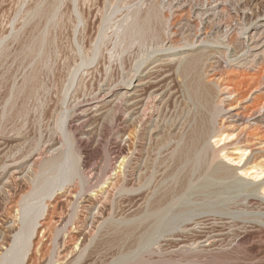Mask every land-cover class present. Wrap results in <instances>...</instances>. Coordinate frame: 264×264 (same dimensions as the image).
Masks as SVG:
<instances>
[{"label":"rangeland","instance_id":"rangeland-1","mask_svg":"<svg viewBox=\"0 0 264 264\" xmlns=\"http://www.w3.org/2000/svg\"><path fill=\"white\" fill-rule=\"evenodd\" d=\"M140 31L144 35L138 40L133 35ZM198 54L206 59L201 60V83L214 92L215 132L205 141L208 158L235 169L233 179L238 175L252 181L236 174L239 165L224 159L220 150L236 160L243 153L242 162L263 169L261 178L253 180L260 183L264 180V0H0V259L17 253L13 243L20 242L15 234L22 207L34 213L37 200L44 197L49 205L38 218L31 249L21 264L47 263L74 226L82 229L76 234L81 250L72 246L73 255L54 264H264V194L261 202L243 201L246 190L201 198L194 193L199 177L184 197L189 209L196 206V215L187 214L184 222L181 217L172 219L165 226L168 230L147 244L138 216L167 182L161 160L166 151L144 152L142 167L146 166L143 172L148 178L139 192L146 201L122 188L125 171L117 165L126 150L120 152L119 144L134 127L123 131L120 111L119 122H112L110 106L126 90L132 93L138 78L141 86L163 79L169 88L175 86L181 79L173 77L169 63ZM141 59L146 62L135 70ZM129 69L135 74L126 85ZM66 161L79 164L75 181L62 191L56 188L58 193L54 190L50 199L43 196L50 183L67 173ZM78 251L82 258L75 261Z\"/></svg>","mask_w":264,"mask_h":264},{"label":"bare ground","instance_id":"bare-ground-1","mask_svg":"<svg viewBox=\"0 0 264 264\" xmlns=\"http://www.w3.org/2000/svg\"><path fill=\"white\" fill-rule=\"evenodd\" d=\"M88 6H89V4H88ZM149 10H148V12H149ZM145 12H146V10L144 11V14H145ZM134 15H136V14H134ZM145 17H146V15H145ZM154 17H155V15L153 14V18ZM149 18L147 17V19H149ZM143 19H144V17H143ZM143 19H141V20H143ZM149 21H151V20H149ZM126 25H125V27L128 26V25L127 26ZM135 25H136V23H135ZM134 27H135L134 24H132L129 27V31L130 32L133 31ZM154 28L155 27H153V30H155ZM135 32H134L135 36L133 34H130L128 36L131 37L133 35L134 38L140 40L143 37V35H144V34L142 35L141 31H140V33L139 32L135 33ZM144 41H145V39H144ZM146 45L147 44H145V46ZM202 57L203 56H201V54L200 55L199 54L198 55H194V56L191 55V57H188V58L186 57V59H183L184 57L182 59L179 58L177 61H175L173 63V65L171 63H169V66H170L169 67V71H171V74L173 75V77L174 76L175 77H180V79H181L178 84H176L175 86L170 87V88L163 81L164 79L162 81H158V82H155L153 84H148V85L145 84V86L144 85L141 86L142 85L141 84L142 83V79L138 78L136 80L137 81V85H136L135 89L133 90V92L129 93L130 91L126 90L123 94H121V97L118 98V101L116 100L117 101L116 103H114L113 105L111 104L112 106H110V108L108 110V113L110 112L109 115L111 114V116H109V117L111 118L112 122L115 121V120L118 121L117 118H119V117L117 116V114H119L118 113L119 111L123 114L122 117H121V124H123V127H124V129L122 127L123 131H126L128 129V127L130 128L131 125H133V127H134L133 128L134 129L133 132L132 131L127 132V139L126 140L124 139L123 145L121 146L119 144L120 152H122V151L124 152L125 150H126V152H124L123 156L119 160L117 168L120 165V167H122L124 169V171H125V174L123 173L125 177H124V181H123L124 184L122 185V188L124 187L123 189L126 190L127 192H137L136 196H138V198H136V199H138V200L145 199L144 196L143 197L141 196L143 194H141V192H139L140 189L143 186H145V182H146V180L148 178V177L145 178V173L143 172V168L146 167V166L142 167V165H144V163L142 162V158H143L144 152L146 151V152L149 153L151 151H154L155 149H156L155 151L157 153H163V151H166V154H163L161 160H162L163 163H165V173H164L165 175H163V176H164V179L167 180V182L164 184L163 187L160 188L161 191L159 189L157 190V193H155L154 192L155 189L152 188L154 190L152 192L151 191L150 192L153 195L155 193V195L152 196L151 199H149L147 201L145 199L147 205H146V207L143 210H141L139 212V216H138V219H139V223L138 224L141 225L143 230L145 231V233L142 232L143 233L142 234L143 237L142 236L141 237H142V240L145 243H147V244L150 241L151 242L155 241L159 236H162L163 235L162 234L163 231H165V229H166L165 226H169L168 224L172 223V219H174L176 217H181L182 220L179 219L180 222H181V221H183L184 217L187 214H193V213L195 214V213H197V209L195 208L196 206L192 207L191 209H189L188 206H191V205H189L187 203L188 201H186V199L184 197H186V194H187L186 192L188 191V188L191 185V183L193 182V180H196L199 177H202V178L199 181V183L195 186L196 192H194V193L200 194L198 197H201V198L212 196V195H216L218 193H223V192H233L235 190H238V191L246 190L247 194H246L245 198H243V201L247 202L246 200H248V198H249V200L251 199V200H253V202L254 201H256V202L260 201L261 202V197L260 196H261V194H264V180L262 182H260V183L253 182V180L254 181H258L261 178L263 169H259L258 170V169L253 168L252 166H249L247 164V162H242L243 153H241L237 157V160H236V158H233V157L225 154L222 151V149L220 150L221 156L224 159L232 162V164L233 163L236 164L237 167L239 165V167L237 168L238 171L236 170V174H237V172H239L240 176L242 175L243 177H249L250 179H253L252 181H249V180H245L244 181L242 179H239V178H237L238 175L237 176L235 175L236 178L233 179V174H235L234 173L235 169L233 170V168L230 169V167L229 168L225 167L227 165L223 166L222 165L223 161H222V163H218V162H221V161L217 162V160H216V162L213 163L214 160L210 161L209 158H208L207 150H206V146H205V141H206L207 138L211 137L210 136L211 133L215 132V131L213 132V130L211 128L212 127L211 126V119H213L212 118V114L214 113V110L212 111V109H211V101H212L214 92L209 87L203 86L202 83H201V69L203 67V64L201 62L205 59V58H202ZM145 62H146V59L138 60L136 62V65H135V70L139 66L143 65ZM134 74H133L132 69H129L127 71V74H126L127 80L125 82L126 85H129V83L131 82L132 78L134 77L133 76ZM167 87H168V89L166 90L167 93H165L166 91H164V90ZM163 91H164V94L162 93ZM74 97H75V95H74ZM106 97H107V95L104 94L103 97H102L103 100ZM163 101H164V103H163ZM168 102L171 103V104L168 105ZM130 129H132V128H130ZM173 129H174V132H172ZM175 129H177L176 132H175ZM222 139L223 138L220 137L218 139H213V140H214V142H215V140H217L216 142H218V141H220ZM206 145H207V143H206ZM157 153H155V154H157ZM120 154H122V153H120ZM150 154H152V153H150ZM109 158H111V157H109ZM109 158H108V161H109ZM149 159H151V158H149ZM66 163H67V161H66ZM106 164H108V163H106ZM66 165L67 166H65V168L68 170V171L66 170L67 173L63 175L62 172L65 173L66 171L65 172L64 171H62V172L60 171V173L63 175V177H62V175H60V173L58 172L59 175L62 177V179L59 176V179H61L60 181L57 182L58 179L55 182L52 181L53 185H51V183L49 184V187L50 186L51 187L45 192V194H43V196H46V197L48 196L49 199H50V198H52V195L55 194L54 190L56 188H57L56 190L59 191V190L63 189L68 182L75 181V175L78 174V170H79L78 169V165L79 164L78 163H75V164L74 163H72V164L71 163L70 164L67 163ZM108 165L111 166V164H108ZM84 170H85V168H84ZM117 172H119V171H117ZM80 173H82V172H80ZM116 175H117V173H116ZM57 178H58V175H57ZM151 178L152 177H149V179H151ZM55 179H56V177H55ZM114 179H115V177H114ZM46 186H48V185H46ZM75 187H76V185H75ZM104 188H105V186H104ZM31 192L32 191H30V193ZM68 193H70V192H68ZM27 194H29V193H27ZM27 194H26V196H27ZM32 195H34V194H32ZM67 195L69 196V194H67ZM250 196H251V198H250ZM36 197H38V196H36ZM43 198H41L40 200H37L38 201V206H37L38 207L37 208L38 211H36L34 213L28 214V210H26V208L22 207V209H21V212H22L21 213V215H22L21 218L22 219L20 218L21 219V223H20L21 225L19 226V232H18L19 236L17 234H15V236L18 237L17 240L19 239L20 242H18V241L16 242V239H14V243L12 242L15 248L17 246V253L14 254L15 256L10 254L9 257H5V255H4V257L3 258L1 257V259H0L1 260L0 264H1V262H2V264H21V261L22 262L24 261V258H25V256H27L26 254L29 251L30 245H32L31 244V238L34 237L32 235L34 233V228L36 227L35 225L38 223V218L41 217L44 214L46 208L49 205V204H47L44 201ZM126 198L129 201L128 203H131V201H130L131 196H128ZM22 200H24V198ZM103 202H104V200H103ZM175 202H179V205L175 206V208L172 209V205ZM217 203H220V200L215 201L212 204H217ZM132 204L133 203H131V205ZM29 207H31V206H29ZM96 209H97V207H96ZM29 212H30V210H29ZM203 212L206 213V212H209V210L208 211L204 210ZM96 216H94V217H96ZM97 218H100V217H97ZM192 218H193V216H192ZM173 221H175V220H173ZM57 222H59V221H56L55 223H57ZM67 222L63 223V227L62 228L65 229V225L67 224ZM97 222L98 221H96V224H97ZM128 222H130V221H128ZM134 223H136V222H134ZM174 223L175 222H173L172 225H174ZM92 224L94 225V223H92ZM90 225H91V223H90ZM10 227H11V225H10ZM74 228H75V231H72L73 228L71 230V228L69 227L68 230L70 232H68L67 235L64 234L62 236V240H61V243H60L61 247L58 248L59 250L57 251L56 254H54L53 251L51 252L52 254L50 255V257L48 256L49 259H48L47 263H45V264H54V262L55 263L58 262V258H60V257L61 258H66L65 255L68 256L69 253L72 254V252L75 251V250H73V247H75L78 250L80 249V246H78L79 243L77 242V239H79V238H77L76 234L81 233L82 229L80 227L78 228L76 226H74ZM170 229L171 228H169V230ZM60 230H61V228L59 229V232H60ZM167 230H168V228L166 229V231ZM57 231H56V233H57ZM87 231H88L87 234H90V232H89L90 230H87ZM66 232H67V230L65 231V233ZM72 232H74V233H72ZM170 232H171V230H170ZM42 234L39 235L38 242H39V239L43 238ZM87 234H85V236ZM21 238H24L25 240L22 241ZM25 242H26V244H25ZM81 243H83V242H81ZM38 244H37V246H39ZM13 245H12V247H13ZM10 248H11V246L9 247V250H10ZM9 250H7V251H9ZM80 252L78 251V254H77L76 258H74L75 261L79 259V256L80 257L82 256V255H80L81 254ZM117 252H118V250H117ZM38 256L39 255H37V257ZM40 257H43V256H40ZM42 259H44V258H42ZM42 261L43 260H41L39 262L41 263ZM33 262L35 264V261H33ZM37 263H38V261H37Z\"/></svg>","mask_w":264,"mask_h":264},{"label":"water","instance_id":"water-1","mask_svg":"<svg viewBox=\"0 0 264 264\" xmlns=\"http://www.w3.org/2000/svg\"><path fill=\"white\" fill-rule=\"evenodd\" d=\"M206 150H207V148H206ZM213 163H215V162H213Z\"/></svg>","mask_w":264,"mask_h":264}]
</instances>
